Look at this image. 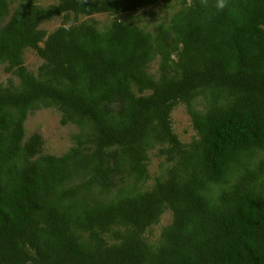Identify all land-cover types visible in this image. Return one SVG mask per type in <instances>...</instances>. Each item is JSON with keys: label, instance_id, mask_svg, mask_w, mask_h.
Segmentation results:
<instances>
[{"label": "trees", "instance_id": "16d2710c", "mask_svg": "<svg viewBox=\"0 0 264 264\" xmlns=\"http://www.w3.org/2000/svg\"><path fill=\"white\" fill-rule=\"evenodd\" d=\"M36 1L0 0V264H264V0ZM43 108L77 129L61 155L24 137Z\"/></svg>", "mask_w": 264, "mask_h": 264}, {"label": "rangeland", "instance_id": "374dc122", "mask_svg": "<svg viewBox=\"0 0 264 264\" xmlns=\"http://www.w3.org/2000/svg\"><path fill=\"white\" fill-rule=\"evenodd\" d=\"M56 0H37L36 3L40 6H47L55 3ZM167 9L165 12L161 8L160 3L148 7L146 9L137 10L133 13V19L131 22H138L139 24H145L148 28L154 27V25L162 20V17L167 14ZM143 12V14H142ZM148 12H155V16L149 17ZM121 18L127 19L126 15H123ZM95 19L102 23L105 21V15L95 16ZM58 25V20L42 22L40 28L49 32ZM23 63L25 67L34 72L40 60L34 55L31 50H24L23 52ZM146 72L151 76H156V61L149 63ZM8 77V74L2 71L0 67V84H3ZM13 82L16 84L17 80L13 78ZM170 119L172 123L173 132L184 142H188L191 139V130L189 127L188 117L184 112V108L181 105L176 106L170 113ZM24 137L27 138L31 134H38L42 139V146L40 148V154L42 155H61L63 154L68 147L71 145L69 140L70 135L76 133L77 129L71 124L61 125L59 124V113L53 108L39 109L32 111L27 115L26 120L23 123ZM156 166V159H152L149 163L148 173L150 176H153ZM170 221V214L164 212L161 217L158 225L153 227L152 233L153 236L150 239L154 241L159 233V226H164Z\"/></svg>", "mask_w": 264, "mask_h": 264}, {"label": "clouds", "instance_id": "9594fccd", "mask_svg": "<svg viewBox=\"0 0 264 264\" xmlns=\"http://www.w3.org/2000/svg\"><path fill=\"white\" fill-rule=\"evenodd\" d=\"M201 7H213L217 12L224 11L226 8H229L231 0H212L210 5V0H198Z\"/></svg>", "mask_w": 264, "mask_h": 264}]
</instances>
